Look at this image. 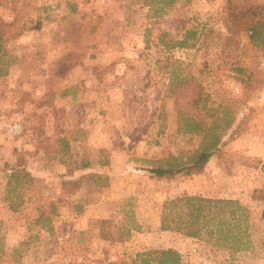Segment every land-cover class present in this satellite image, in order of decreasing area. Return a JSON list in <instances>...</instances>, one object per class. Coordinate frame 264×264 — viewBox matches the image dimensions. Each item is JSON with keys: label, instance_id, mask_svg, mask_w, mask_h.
<instances>
[{"label": "rangeland", "instance_id": "rangeland-1", "mask_svg": "<svg viewBox=\"0 0 264 264\" xmlns=\"http://www.w3.org/2000/svg\"><path fill=\"white\" fill-rule=\"evenodd\" d=\"M3 23L0 122L31 135L0 129V264H133L170 248L182 264H264L263 206L252 198L264 188V0H0ZM190 30L189 47L176 46ZM231 119H243L242 133L227 129ZM215 135L222 152L202 175L144 170L189 163ZM19 156L34 183L11 211ZM89 173L109 187L62 188ZM184 196L238 201L251 249L161 230L163 204ZM51 210L49 232L35 220ZM102 220L130 237L100 239Z\"/></svg>", "mask_w": 264, "mask_h": 264}, {"label": "trees", "instance_id": "trees-1", "mask_svg": "<svg viewBox=\"0 0 264 264\" xmlns=\"http://www.w3.org/2000/svg\"><path fill=\"white\" fill-rule=\"evenodd\" d=\"M180 0H159L162 7L172 8ZM9 25L0 24V39L4 38L5 28ZM194 31H187L183 41L176 43V46L187 48L189 40L195 39ZM194 44L191 46L193 47ZM75 65H69V69ZM64 71L62 72V74ZM236 119H231L227 124V129L232 135L242 133L241 125L243 119L237 125ZM188 132L198 131V125L191 123ZM194 126V127H193ZM221 137L215 135L210 143L205 146L196 157L189 163L172 164L169 167H156L144 169L149 177L156 180H173L177 176L192 177L202 175L213 156H220ZM61 143L67 144L65 140ZM104 153V151L102 152ZM101 167H109V159L106 157L99 162ZM88 161H83L82 170L89 169ZM85 181H91L101 189L110 185V179L107 175L100 173H89L78 179H62V188L68 194L76 193ZM34 183V177L26 167V161L23 156L17 158L14 168L11 170L10 178L7 184L6 201L10 203V210L15 211V204L12 202V196L17 194L18 190L27 191ZM19 194L17 195V198ZM253 200L262 203V220L264 222V188L255 190L252 195ZM163 213L161 218V230L177 231L189 238L205 237L214 241L216 246L225 248L233 253L246 252L251 249V241L248 234L249 211L238 201L225 199H206L203 197L184 196L176 198L163 204ZM41 211L35 220L36 226L52 232V214ZM112 229V222L109 220L99 221V238L105 241L128 239L131 235L130 229H123L124 233H119L115 237ZM133 264H182V255L175 249H155L138 253Z\"/></svg>", "mask_w": 264, "mask_h": 264}, {"label": "built area", "instance_id": "built-area-1", "mask_svg": "<svg viewBox=\"0 0 264 264\" xmlns=\"http://www.w3.org/2000/svg\"><path fill=\"white\" fill-rule=\"evenodd\" d=\"M1 128L5 129L9 134H12V135H24L25 137H28L29 135H31V131L25 129L20 124L9 125V124L0 122V129Z\"/></svg>", "mask_w": 264, "mask_h": 264}]
</instances>
